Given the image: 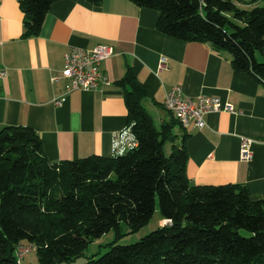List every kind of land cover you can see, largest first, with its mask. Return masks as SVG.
<instances>
[{
	"label": "trees",
	"instance_id": "trees-1",
	"mask_svg": "<svg viewBox=\"0 0 264 264\" xmlns=\"http://www.w3.org/2000/svg\"><path fill=\"white\" fill-rule=\"evenodd\" d=\"M60 0H19L24 37L36 36ZM98 5L101 0H86ZM159 13L156 28L183 42L208 44L232 67L264 84V4L243 9L237 0H129ZM136 146L123 155L50 163L28 127L0 129V264H20L18 245L36 249L38 264L70 262L121 223L147 224L157 197L159 226L129 245L83 264H264V199L244 186H195L184 167V145L166 154L170 125L156 130L131 71L117 82ZM243 230L249 235L240 234Z\"/></svg>",
	"mask_w": 264,
	"mask_h": 264
},
{
	"label": "crops",
	"instance_id": "crops-1",
	"mask_svg": "<svg viewBox=\"0 0 264 264\" xmlns=\"http://www.w3.org/2000/svg\"><path fill=\"white\" fill-rule=\"evenodd\" d=\"M250 9L264 0H237ZM159 13L129 0H60L48 11L40 32L24 37L19 0H0V129L23 126L39 137L50 163L89 156L110 158L112 135L129 124L125 88L117 82L131 71L147 92L141 100L153 126L170 125L164 149L184 145L185 175L195 186H244L252 201L264 199V84L236 71L230 57L208 44L183 42L156 28ZM99 44L114 55L102 70L111 85L101 91H74L56 106L63 82L53 83L70 48ZM164 62L160 68V62ZM216 97L233 113H209L206 125L187 127L165 110V92ZM155 120L157 126H155ZM251 158L240 159L242 140ZM163 219L160 218L158 226Z\"/></svg>",
	"mask_w": 264,
	"mask_h": 264
},
{
	"label": "built area",
	"instance_id": "built-area-1",
	"mask_svg": "<svg viewBox=\"0 0 264 264\" xmlns=\"http://www.w3.org/2000/svg\"><path fill=\"white\" fill-rule=\"evenodd\" d=\"M114 55L111 46L99 44L91 50L70 48L63 56V67L52 78L53 83L63 82L62 93L54 99L56 106L61 105L66 96L74 91H101L111 85L102 64ZM164 62H160L162 68ZM5 74L0 71V77ZM163 106L182 127L192 123L201 130L205 127V117L209 113L228 112L233 113L234 108L216 97L200 95L195 98L183 94L180 87H174L165 92ZM136 146V139L131 132V125L126 129L112 135V151L114 156L123 155ZM250 142L242 140L240 145V159L249 161L251 158ZM169 220H162L160 226L169 225ZM31 246L18 245L15 255L20 260L29 254Z\"/></svg>",
	"mask_w": 264,
	"mask_h": 264
},
{
	"label": "rangeland",
	"instance_id": "rangeland-1",
	"mask_svg": "<svg viewBox=\"0 0 264 264\" xmlns=\"http://www.w3.org/2000/svg\"><path fill=\"white\" fill-rule=\"evenodd\" d=\"M154 123L155 126L158 127L156 120ZM165 152L166 154H169L171 152L168 146L165 148ZM155 202V209L152 217L147 224L143 225L138 230L131 231L126 224L121 223V230L118 234L115 230H110L109 232L103 234L100 238L91 241L83 250L82 254L79 255V257L70 262H64L61 264H83L89 258L97 259L100 255L109 251L108 244L112 242L117 245H129L136 243L144 236L150 234L152 231L156 230L159 227L158 223L161 218L158 210L157 197ZM240 234L244 236L249 235L243 230L240 231ZM20 264H38L36 258V249L32 248L29 254L25 255L23 259L20 260Z\"/></svg>",
	"mask_w": 264,
	"mask_h": 264
}]
</instances>
